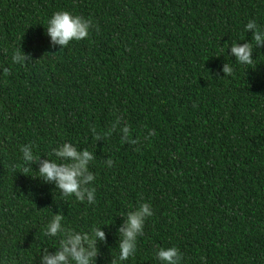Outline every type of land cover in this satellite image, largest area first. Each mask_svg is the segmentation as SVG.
<instances>
[{
    "label": "trees",
    "instance_id": "obj_1",
    "mask_svg": "<svg viewBox=\"0 0 264 264\" xmlns=\"http://www.w3.org/2000/svg\"><path fill=\"white\" fill-rule=\"evenodd\" d=\"M61 10L91 20L89 36L53 45ZM249 20L264 31V0H0V264L59 251L43 231L57 213L65 229L100 228L93 264H113L142 202L153 215L121 264H160L171 246L180 264H264V43ZM233 42L251 44L252 65ZM65 141L93 153L94 203L36 175Z\"/></svg>",
    "mask_w": 264,
    "mask_h": 264
},
{
    "label": "clouds",
    "instance_id": "obj_2",
    "mask_svg": "<svg viewBox=\"0 0 264 264\" xmlns=\"http://www.w3.org/2000/svg\"><path fill=\"white\" fill-rule=\"evenodd\" d=\"M92 26L91 20L61 10L52 13L44 27L46 34L50 37V42L64 48L71 41L87 38ZM244 28L252 31V39L257 44L264 43V31L260 30L255 20H249ZM231 53L240 65L250 66L253 64L250 43L236 44L233 42ZM27 59L28 57L21 51L14 52L11 57L13 64H24ZM4 71L7 72L8 69L5 68ZM222 71L225 75H232L234 69L230 64H224ZM116 123H119V118ZM121 131L126 139L129 128L124 126ZM98 137L100 136L97 135ZM20 151L24 161L36 159L33 145L25 144ZM52 151L55 153L56 159L42 161L36 175L46 181L54 182L64 197L74 196L78 201H84L87 198L89 203H94L95 190L89 185L95 180V176L88 171L89 163L94 159L93 153L87 149L78 151L73 143L67 141L58 144ZM58 160L59 162H57ZM105 163L111 167L112 160L108 159ZM24 171L30 170L24 169ZM152 215V208L148 202H142L134 210L127 212V218L119 229L121 234L118 245L119 253L113 260V264H121L122 261L134 256L137 250V237L142 234L145 220ZM63 219L64 217L57 213L52 216L43 229L47 235L55 237L60 233L62 238L59 241L60 250L53 255L42 256L41 264H68L69 260L74 264H93V257L97 255V249L94 246L95 239L103 240L104 232L97 227L91 230V234L65 229L62 224ZM155 256L160 264H180L181 262L180 252L175 246L160 247L156 249Z\"/></svg>",
    "mask_w": 264,
    "mask_h": 264
}]
</instances>
